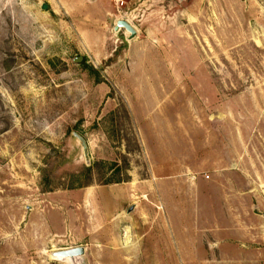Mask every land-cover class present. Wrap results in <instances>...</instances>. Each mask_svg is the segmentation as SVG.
<instances>
[{
	"label": "rangeland",
	"instance_id": "374dc122",
	"mask_svg": "<svg viewBox=\"0 0 264 264\" xmlns=\"http://www.w3.org/2000/svg\"><path fill=\"white\" fill-rule=\"evenodd\" d=\"M68 3L0 0V264H197L208 210L200 254L256 264L214 230L239 227L223 183L263 192L240 232L264 264V0Z\"/></svg>",
	"mask_w": 264,
	"mask_h": 264
},
{
	"label": "crops",
	"instance_id": "0c3cea01",
	"mask_svg": "<svg viewBox=\"0 0 264 264\" xmlns=\"http://www.w3.org/2000/svg\"><path fill=\"white\" fill-rule=\"evenodd\" d=\"M64 4H65L64 7H65V9L67 11L68 10H73L74 6L72 4H70V3H68V0H64ZM226 145L228 146V144H226ZM226 145H224V147H227ZM234 169H239L240 171H242L244 173V175H248V172L246 170V167L242 165V162H239L238 165L236 166V168H234ZM192 178L195 180L196 179V175L193 176ZM193 185L196 186L195 189L200 190L201 189V186L203 187L205 184H201V183H196V184L193 183V184H191V186H193ZM234 185H236V187ZM237 185H238L237 183H229V184L223 183L222 184V187L223 188H221L220 190L221 191L224 190V191L230 192L232 194V196H230V198L228 200H225V202H227L229 204L228 208L231 211L232 215H234V217L236 218V222L239 223V227L233 226V225L223 227V225L221 226V225H219V223H217L218 225L216 226V229L214 228V230L217 231V232H221V231H225V232L231 231V232H234V235L237 236L240 241H239V243H237L236 240H238V239H233L230 242L233 243L236 246H241L242 248H246L247 251L250 252L249 254L251 255V258H249V260H250L249 263L250 262H254V263L258 264L261 261L262 248H254V249H251L250 247H248L247 246V240H246L247 239V236H246L245 229H244L243 232H240V230L242 229V227L244 228V225H243V222H245V216L244 215H245V212L247 210L246 197H248V196H254V197L257 198L263 192L260 193V190H258V187L257 186H252V185H250V187L247 189L246 188L247 187V183L244 185V188H241V187H239ZM217 186H220V184H218ZM213 187H214V185H210L208 183V184H206L203 187V191H202L203 194H204L203 195L204 200L205 201L208 200V208L210 206L209 203H211L213 201V199L205 198V196H206V190L208 192ZM261 191H263V190H261ZM236 199L239 201V204L237 206L236 205H232V203ZM133 204H135V203H133ZM253 206L254 207H258V208L260 207L257 203L256 204H253ZM135 207H136V204H135ZM232 207H234V208L236 207L237 208V213H236L235 209H233ZM221 211L222 210H220V212ZM209 213H210V210L206 211L204 213V216L198 217V218L195 219V220H197V225L198 226L197 227L195 226V228H196V230H194L195 235H194V237H192V242H193V245L192 246H194V247L191 246V248H194V251H191V254L194 257L196 256L194 261L197 264H216L217 261L218 262H220V261H223L224 262L225 261V262H228L230 264H240V261H239L240 259H237V260L236 259H231V257H229V256L232 255V254H227V251H226V253H223L222 255H220V254L217 255V254L209 253L208 251L205 252L204 255H202V254H200L201 252L198 251V250H203V249H206V248L210 251V249L215 248V245H216V242L214 241V239L212 237H208V236H202V237H200V236H198L199 235V231H200L199 230V225L205 224V222H206L205 218H207V215ZM241 218H242V220H241ZM195 222L196 221H194V223ZM215 222H221V220L220 221H215ZM211 231L212 230L209 229L208 230V233H210ZM172 233H173L172 238L174 239V237H175V240L178 243H180L181 237L179 236L178 232L172 231ZM182 235L185 236V234H183V233H182ZM240 238H243V240L241 241ZM175 247L177 248V245L176 244H175ZM177 250H178V248H177ZM175 253H176V250H175ZM238 254L240 255L241 253H238ZM228 257H229V259H228Z\"/></svg>",
	"mask_w": 264,
	"mask_h": 264
},
{
	"label": "water",
	"instance_id": "95a60500",
	"mask_svg": "<svg viewBox=\"0 0 264 264\" xmlns=\"http://www.w3.org/2000/svg\"><path fill=\"white\" fill-rule=\"evenodd\" d=\"M41 7L43 10H47L49 7V4L47 2H43ZM123 29L130 33V35H129L130 40L133 39L138 33L137 30L135 29V27L128 20H118L115 27H114V30L116 32H120ZM83 58H84L83 56H78L75 58V61L81 62L83 60ZM77 136L80 139V141L82 142V146L84 149L85 156H86L88 162H90L87 141L81 135L77 134ZM134 208H135V204L131 205L128 209V213L133 211ZM85 252H86V249L84 246H77L74 248H67L64 250H56V251L51 253V257L54 259H60V260L70 259V260L74 261L76 259L82 258L85 255Z\"/></svg>",
	"mask_w": 264,
	"mask_h": 264
},
{
	"label": "bare ground",
	"instance_id": "6f19581e",
	"mask_svg": "<svg viewBox=\"0 0 264 264\" xmlns=\"http://www.w3.org/2000/svg\"><path fill=\"white\" fill-rule=\"evenodd\" d=\"M60 250H64V249H60ZM54 252V251H53Z\"/></svg>",
	"mask_w": 264,
	"mask_h": 264
},
{
	"label": "trees",
	"instance_id": "16d2710c",
	"mask_svg": "<svg viewBox=\"0 0 264 264\" xmlns=\"http://www.w3.org/2000/svg\"><path fill=\"white\" fill-rule=\"evenodd\" d=\"M117 182H120V181H117Z\"/></svg>",
	"mask_w": 264,
	"mask_h": 264
}]
</instances>
